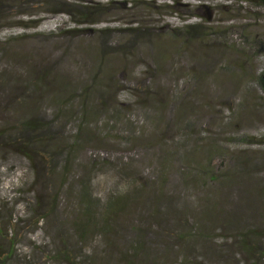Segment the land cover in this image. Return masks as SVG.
<instances>
[{"label":"rangeland","instance_id":"1","mask_svg":"<svg viewBox=\"0 0 264 264\" xmlns=\"http://www.w3.org/2000/svg\"><path fill=\"white\" fill-rule=\"evenodd\" d=\"M86 14L93 23L71 32ZM106 27L115 31L100 34ZM262 43L264 8L241 0H0V259L264 264L239 246L243 231L264 235ZM33 66L50 69L41 101L14 88ZM42 115L48 131L11 138ZM33 134L45 144L29 148L35 178L18 153ZM118 172L142 199L103 237V218L91 229L79 196L90 186L101 206L108 186L127 181ZM248 242L264 247L263 236Z\"/></svg>","mask_w":264,"mask_h":264},{"label":"trees","instance_id":"2","mask_svg":"<svg viewBox=\"0 0 264 264\" xmlns=\"http://www.w3.org/2000/svg\"><path fill=\"white\" fill-rule=\"evenodd\" d=\"M241 1H244L250 7H253V8H255V7L256 8H264V0H241ZM170 7H172V6H170ZM68 15L70 16L73 14L68 13ZM84 17L85 18L83 20H80V21L72 19V21H74L76 23L77 27L71 32H74V31L78 32V30H81V29H79L81 24H84V23L92 24L93 23V21L88 20L87 14ZM34 21L35 20L28 19V22H30V23H32ZM29 25H24V26L28 27ZM196 26H197V24H186L184 26V29L186 31H188V30H192V29L196 28ZM134 29H137V28L132 29V28H128V27L127 28L120 27V28H117L116 30L133 31ZM84 30H86V29H84ZM112 30H114V29L106 27V28L100 29L99 32H100V34L103 35L104 33H107V34L111 33ZM262 46H263V52H264V44L263 43H262L261 47ZM263 52L260 49L258 51V56L263 55ZM35 66H39V65L36 64ZM35 66L31 67L30 68L31 70L27 73V75L25 77H23V78L29 79L30 81H27V82L25 81V82L21 83L23 78H19L20 82L18 84V87L14 86V88H17L18 90H20L22 96H27L28 98L38 96L39 101H41L43 96H45V95L47 96L48 91H49L48 89L51 85V81L49 79L50 69L47 67L39 68V67H35ZM263 76H264V74H262L258 78V86L264 95ZM28 86H31V87H28ZM14 93L15 92L13 90V93L8 95L9 101H11V100L14 101L16 99L14 97ZM65 104H66V102H64L62 104V106H64ZM55 115L57 116L58 121H60L61 118H63V112L62 111L55 113ZM40 117H42V118H40L39 121H30L29 119L25 120L19 126V129L18 128L12 129V127H10V129H12L11 131H16V134H17V135H12V133H10L11 138L12 137H21L22 134H25L27 132L45 131V129L48 131V127H46V126L50 125V122L45 123L43 121H40L45 117V115H42ZM86 119L87 118L85 117L83 119L82 123H78L77 133H76V135L72 136L73 142H75L76 140L78 141L80 139V128L82 127V125L86 126ZM49 121H51V120H49ZM53 123H54V121H53ZM6 136H9V135L7 134ZM30 137H31V143H33V144L30 145V144H28V143H30L29 141L23 140L21 142V144H19L21 148H20V151L18 153L22 157H24L26 161L31 162V166H30L31 175L33 178H35L37 176L38 170H37V167L34 168V166H33V163H32L33 157L30 154L31 150L29 148L36 143H38L39 146H41V147L45 146V144H44V142L41 141V140H44V137L39 138V136H35V134H33ZM45 137L51 138L48 136H45ZM121 140H123V139H121ZM7 146L10 147V144ZM22 148H24L25 150H23ZM70 150H71V148L63 147V152L65 153V158H66L64 161H68L67 157L69 155ZM44 151H46V150H44ZM74 159H76V158H74ZM117 176H119L118 180H122V178H126V176H122V174L120 172L117 173ZM211 178H213V177L211 175H208L207 180H210V181L213 180ZM130 183L131 182H129V180L127 179V181H125L124 183H121L118 181V183H115L114 185L108 186L105 201L101 206L99 205L98 201L92 197L93 189H91L90 186L82 187V190H81L80 196H79L80 200L83 201V210H82L83 214H82V216H83V218L88 220V226L91 227V229L93 228V225L91 223L92 220H97L98 218H101V219L103 218V222H101V224H102V227L106 230L102 231L100 233V236L105 237L106 236L105 234H107L109 230L114 231V229L117 230V228L121 226V223L118 221V217L120 215L130 213L132 206H130L129 203L133 200V198L135 196H138L139 200L142 199L141 194H142V191L144 190V188L142 186H137L134 189H130V186H131ZM140 191H141V193H140ZM155 199L156 198H154V200ZM160 202L161 201L158 198L154 202V204L152 205L151 208L152 209L154 207L157 208L158 203H160ZM37 205H40V204H37ZM97 208L99 209V214L96 216L94 210ZM31 210L32 209L27 208V210L23 213L22 216H26V215L32 213ZM194 212L197 213V211H194ZM43 213H45V214H43L42 216H41V214L35 216V219H34L35 224L41 223L44 220V218H46V219L48 218L49 211L48 212L45 211ZM21 217H19L18 220H13V225L15 227L19 226L18 224H19ZM158 220H156V221H158ZM79 225L82 227L88 228L87 224L84 221L80 222L77 225L78 228H79ZM133 231H135V230H133ZM137 232H138V234H140L139 231H137ZM87 233H89V232L85 231V232H83V235L87 234ZM260 236L264 237V235L258 234L255 231L246 230V231L242 232V234L240 235V239H239V246L247 252V259H250L254 262H255V259H254L255 256H257V260H263L264 259V247L262 246V249H261V247H259V248L255 247V245L254 246L252 245V247H251V245L248 241L251 242L252 238L258 239V237H260ZM167 237H169V235ZM142 238H143V236H142ZM170 238H175V236L173 235ZM138 240H139V238H138ZM141 244H142V242L140 239L139 242H136L135 245L132 246V248L130 249V251L132 253L131 255H133L135 253H137V254L140 253V250L142 249ZM59 255L63 256L65 261L70 263V264H76L77 263V261L74 259V257L71 256L70 253H68V252H66V253L60 252ZM6 257H7V255H5L4 258L0 259V264H6V262H4V259ZM92 257L93 256H91L89 260H91Z\"/></svg>","mask_w":264,"mask_h":264},{"label":"water","instance_id":"3","mask_svg":"<svg viewBox=\"0 0 264 264\" xmlns=\"http://www.w3.org/2000/svg\"><path fill=\"white\" fill-rule=\"evenodd\" d=\"M263 81H264V76H263Z\"/></svg>","mask_w":264,"mask_h":264}]
</instances>
